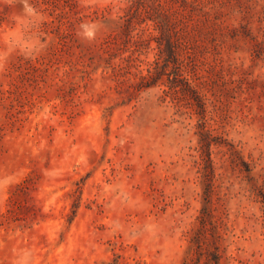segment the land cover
<instances>
[{
  "label": "rangeland",
  "instance_id": "1",
  "mask_svg": "<svg viewBox=\"0 0 264 264\" xmlns=\"http://www.w3.org/2000/svg\"><path fill=\"white\" fill-rule=\"evenodd\" d=\"M164 1L0 0V264H264V0Z\"/></svg>",
  "mask_w": 264,
  "mask_h": 264
},
{
  "label": "trees",
  "instance_id": "2",
  "mask_svg": "<svg viewBox=\"0 0 264 264\" xmlns=\"http://www.w3.org/2000/svg\"><path fill=\"white\" fill-rule=\"evenodd\" d=\"M130 3L128 4V11H131V9L134 10V8L137 9V11H140V8L136 4V0H129ZM177 1V5L180 8H184L187 10L188 6H193L192 3H194V0H174ZM134 6V7H133ZM143 9H145L144 12L149 13L151 9H154L156 13L153 15H148L146 16L143 14V20L145 18H149L153 21V26L156 28L159 32H162L168 28L171 27V24L175 19L172 17L170 9L167 7V3L163 0H143ZM129 26H126V31L128 35L130 34V31L132 29H128ZM134 29V28H133ZM144 31V28H143ZM169 37V36H168ZM134 47L135 48H141V47H149V41L150 38H145L141 34L137 33L132 37ZM157 40V45L156 48H158V51L156 52V57L152 62L149 63L146 71L147 73L140 74L141 79H155L157 76L158 72V67L161 65V61L165 60L167 56L171 59L172 62L180 63L184 65V69H186V66L183 61V57L179 52L180 49V44L176 43L174 40H168L162 42L159 38L156 37ZM183 69V70H184ZM151 82V81H150ZM153 82V81H152ZM200 108L202 107L199 105ZM201 135V141H202V146L200 147L201 149V155L202 158L206 161L207 166L209 167L212 172L214 171V165H213V159L211 157V134L210 131L207 129H203L202 132H200ZM206 156V157H205ZM211 189L208 188L206 190V197L210 195ZM212 213L213 210L210 208V205H205L203 207L201 215H199V222L200 226L196 228L191 236V249L197 253V249H202V240H201V235L204 227L206 226V223L208 220H211L212 218ZM210 223H212L210 221ZM221 257L222 254L220 252V245L219 242L214 243V248L213 250L208 254V260L207 264H221ZM184 264H195V260L193 259H187Z\"/></svg>",
  "mask_w": 264,
  "mask_h": 264
},
{
  "label": "clouds",
  "instance_id": "3",
  "mask_svg": "<svg viewBox=\"0 0 264 264\" xmlns=\"http://www.w3.org/2000/svg\"><path fill=\"white\" fill-rule=\"evenodd\" d=\"M8 2L12 3L13 0H8ZM21 2L23 3L24 11L26 13H31L34 11L32 6L28 3V0H21ZM80 27H81L82 35L84 38H86L89 41L94 40L96 38V33L98 31L97 25L84 23V24H81Z\"/></svg>",
  "mask_w": 264,
  "mask_h": 264
}]
</instances>
